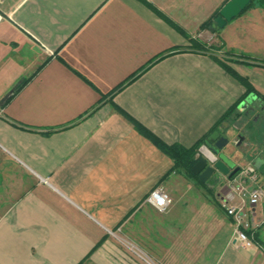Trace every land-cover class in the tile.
<instances>
[{
  "label": "crops",
  "instance_id": "1",
  "mask_svg": "<svg viewBox=\"0 0 264 264\" xmlns=\"http://www.w3.org/2000/svg\"><path fill=\"white\" fill-rule=\"evenodd\" d=\"M229 1L0 0V264H264V199L243 210L244 248L221 203L226 178L219 188L220 175L198 185L173 171L134 124L196 145L247 93L216 58L249 63L245 101L264 100V8L200 32ZM244 102L227 122L250 134L260 181L264 119H240ZM157 188L167 212L148 203Z\"/></svg>",
  "mask_w": 264,
  "mask_h": 264
},
{
  "label": "water",
  "instance_id": "2",
  "mask_svg": "<svg viewBox=\"0 0 264 264\" xmlns=\"http://www.w3.org/2000/svg\"><path fill=\"white\" fill-rule=\"evenodd\" d=\"M253 0H230L220 11L219 16L214 20V24L217 29H223L225 26L232 22L235 18L240 16L247 7L251 4ZM216 28H212L211 31L214 32ZM14 92L9 94L3 99V103H6ZM229 128V124H227ZM240 140L235 145V139L231 138L228 133L226 136L222 137L220 132H214L206 142L204 149H206L210 156L204 155V150H199L200 155L204 158L200 159L198 163L192 168V173L199 176V180L206 184L215 175H220L229 182L238 177L242 168L233 156H228L224 151L230 147H240L246 140L244 137H238ZM221 184V183H219ZM228 187V185H227Z\"/></svg>",
  "mask_w": 264,
  "mask_h": 264
},
{
  "label": "trees",
  "instance_id": "3",
  "mask_svg": "<svg viewBox=\"0 0 264 264\" xmlns=\"http://www.w3.org/2000/svg\"><path fill=\"white\" fill-rule=\"evenodd\" d=\"M258 5L262 8H264V0H253L251 4L247 7L245 11H247L249 8L253 7L254 5ZM156 14L162 16L157 10H155L153 7H151ZM244 11V12H245ZM219 13H216L212 18H210L207 22L201 25V30H211L215 27L214 20L218 17ZM172 24V23H171ZM174 27L178 28L176 25L172 24ZM179 29V28H178ZM180 30V29H179ZM181 31V30H180ZM191 41V47L190 49H193L194 51H200V52H209L211 51V47H208L206 44H204L202 41L197 40H190ZM217 62L220 63L232 76H234L237 80H239L247 89L246 95L243 97V99L238 102L232 110H230L226 116H224L220 122L217 124L216 127H214L211 132L205 136L202 140H200L196 145H194L191 148H186L181 145L175 144V145H166L161 140H159L157 137H155L152 133H150L148 130H146L144 127H142L140 124L134 122L137 130L142 133L144 136H146L148 139H150L156 146H158L168 157L172 159L174 162V170L177 173L183 175L189 180H192L196 182V184L201 185L202 182L199 180V176L194 175L192 173V168L198 163L200 159H202L200 155V148L205 144L207 139L217 131V127L221 124L227 122V119L229 116H231L238 108V106L245 101L246 97L254 90L252 87L249 78L243 77L238 75L237 72H235L230 66L227 64L225 60H222L220 58H216ZM27 83V80L21 83L13 93L15 95L18 93L24 85Z\"/></svg>",
  "mask_w": 264,
  "mask_h": 264
},
{
  "label": "built area",
  "instance_id": "4",
  "mask_svg": "<svg viewBox=\"0 0 264 264\" xmlns=\"http://www.w3.org/2000/svg\"><path fill=\"white\" fill-rule=\"evenodd\" d=\"M241 177L242 183L237 185V178L228 182L227 192L222 195L221 203L226 209L229 216H232L236 221L235 240L244 248L253 246V241L249 238L246 230L251 225L249 222L244 221V208L246 204L251 206L259 205L264 199V189L258 187L249 192L246 189L247 181L257 183L259 181V174L257 169L253 165H248L242 168L238 177ZM240 200V205H237V200ZM148 203L151 204L158 211L164 213L169 210L172 205V199L169 194L163 188H157L153 190L148 196ZM244 228V229H241Z\"/></svg>",
  "mask_w": 264,
  "mask_h": 264
},
{
  "label": "rangeland",
  "instance_id": "5",
  "mask_svg": "<svg viewBox=\"0 0 264 264\" xmlns=\"http://www.w3.org/2000/svg\"><path fill=\"white\" fill-rule=\"evenodd\" d=\"M254 6H257L256 4L254 5ZM253 6V7H254ZM249 10V9H248ZM247 10V11H248ZM231 23V22H230ZM224 29H226V28H224ZM223 29V30H224ZM202 31H205V30H201V27H200V32H202ZM206 31H207V29H206ZM199 32V33H200ZM208 42H211V41H208ZM211 45H213V47H214V49H221L220 48V44L219 43H213V44H211ZM240 48H236V49H234V50H231L230 48H225V51H226V53H227V55H229V56H231V57H233L234 59L236 58V57H241V58H243V56L244 57H249V56H247V55H245V54H243V55H240V53H243V52H239L240 50H239ZM241 58H239V59H241ZM238 59V58H237ZM228 61V60H227ZM228 63H230V66L233 68V69H235V70H237V72L240 74V75H242V76H244V77H249L250 78V66H249V63L248 64H240V63H237V62H230V61H228ZM229 65V64H228ZM231 122V123H230ZM227 123L230 125L229 127L230 128H228L227 129ZM225 125V128H224V132H228V134L229 135H233L235 138H238V137H244V138H246V140H245V142L240 146V147H233V146H230V149H231V153H232V155H234L235 157H238L239 159H241V160H243L241 163H240V167L241 168H245L246 166H248V162L249 161H251L252 159L251 158H247V155L248 154H251L249 151H248V149H247V144L248 143H250V134H247V132H246V130H245V126H243L242 125V123H240V125H237V124H239V123H232V119L230 118L229 120H228V122H227ZM260 181L259 182H261V184H264V169H263V171H262V174H261V176H260ZM213 181V180H212ZM242 183V181H241V177L239 176V177H237V185L238 186H240V184ZM250 183V182H249ZM224 185V183L223 184H220L219 185V188L220 187H222ZM198 189H202L201 187H197ZM246 189H249V186H247L246 185ZM194 193H193V195L194 194H198V192L196 191V189L193 191ZM238 199V198H237Z\"/></svg>",
  "mask_w": 264,
  "mask_h": 264
},
{
  "label": "flooded vegetation",
  "instance_id": "6",
  "mask_svg": "<svg viewBox=\"0 0 264 264\" xmlns=\"http://www.w3.org/2000/svg\"><path fill=\"white\" fill-rule=\"evenodd\" d=\"M256 112H258L259 115L262 114L263 119H264V100H261V99L258 101H254L253 99L246 100L244 102L242 108L240 109V112H239V114H241L240 119L243 117V119H245V121H247V122L254 121L256 119V116H254L253 114ZM239 121L241 122V120H239ZM224 124H226V123H224ZM239 140H240L239 138H236L234 144L236 145L239 142ZM202 158H204V157H202ZM237 163H238V165H240V162H237ZM218 181H219V183H221V182L223 183V181H225V178L221 177L220 180H218Z\"/></svg>",
  "mask_w": 264,
  "mask_h": 264
}]
</instances>
